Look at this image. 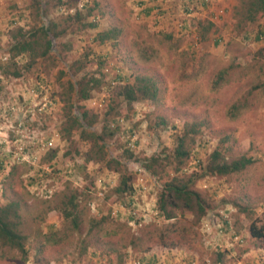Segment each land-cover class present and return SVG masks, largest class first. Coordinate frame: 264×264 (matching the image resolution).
<instances>
[{"label":"rangeland","instance_id":"rangeland-1","mask_svg":"<svg viewBox=\"0 0 264 264\" xmlns=\"http://www.w3.org/2000/svg\"><path fill=\"white\" fill-rule=\"evenodd\" d=\"M237 4L40 0L39 16L32 0H0V205L17 206L25 250L0 243V264H264V247L248 232L250 224L264 227V37L253 41L257 23L233 28ZM43 20L62 33L27 69L26 57L6 51L17 30ZM110 29V39L94 40ZM118 76L151 79L155 99L124 104ZM88 78L97 83L76 105L95 115L96 132L105 119L118 122L104 160L87 152L91 143L78 132L67 139L59 132L64 101L75 98L69 82ZM185 132L181 170L208 207L199 221L189 212L158 217L162 179L139 166L150 156L164 160ZM214 149L251 164L201 175ZM111 157L130 173L127 207L128 195L114 192L119 172L106 167ZM164 171L174 175L172 166Z\"/></svg>","mask_w":264,"mask_h":264},{"label":"trees","instance_id":"trees-1","mask_svg":"<svg viewBox=\"0 0 264 264\" xmlns=\"http://www.w3.org/2000/svg\"><path fill=\"white\" fill-rule=\"evenodd\" d=\"M35 4L36 14L41 16L40 0H32ZM264 19V0H238L237 6L234 7L232 12V25L233 28L241 30L251 24H256L257 32L253 38V41H259L264 37V27H261L260 20ZM61 31H56L54 22H47L43 20L38 27H30L29 30L22 32L17 30V35L12 38L11 45L6 51L7 54H11L12 57L23 55L29 62L24 65L25 68H29L31 64L39 58H44L53 49L54 40L61 34ZM113 30H108L102 33H98L94 40L102 42L110 39ZM2 72L5 73V70ZM14 77H18L19 72L13 71L9 73ZM220 77V76H219ZM221 79V77L219 78ZM93 81V80H92ZM90 78L84 83H78L77 81L69 82V91L75 95V98L71 101L70 95H67V99L63 105V120L60 123L59 132L62 139H67L72 131L78 132V138L80 140H88L91 143V147L87 151L88 153L96 156L99 160H104V148L105 139L113 135L117 126V119L108 121L105 119V125L102 126L100 132H96L93 128L95 115H90L89 112L82 107L77 106V101L86 100L89 97V90L94 88L96 81L92 83ZM127 78L118 76L116 82H120L119 90L116 94L126 105H131L138 99L154 100L157 93L155 83L146 77H134L132 82H127ZM122 82V84H121ZM92 83V85H88ZM80 85V86H79ZM113 122V127L108 128L106 122ZM110 123V124H111ZM162 122L155 123L154 127L161 126ZM163 125V124H162ZM129 133H131L129 131ZM187 132L182 133L181 136L176 137V144L173 151L166 158L150 156L140 160L139 166L146 172L152 175H157V179L162 183L157 193L155 200L154 211H156L158 217L164 219L174 218L175 215H182L183 212H189L193 215L194 219L199 221L200 218L206 213L208 207L204 197L197 191L190 188L192 176H183L184 171L181 170L184 162L189 156L188 143L186 142ZM132 137V133L129 134ZM191 142V138H188ZM131 140L130 145L133 144ZM132 142V144H131ZM87 155V153H86ZM53 156V154L51 155ZM131 157V152L127 151V158ZM89 160V158H86ZM164 161V162H163ZM107 168H113L114 171L119 172V181L114 188V192L123 197L124 194L128 195V203L123 201L121 204L128 206L131 202L130 196L134 193V188L130 184V173H128L123 163L116 158H108L105 160ZM251 164V159L244 156H240L236 159L227 161L221 156L220 150H213L206 160L204 166V172L201 175H227L230 173H237L243 170L246 166ZM165 165L172 166L173 176L168 177V174L164 171ZM179 172V175L176 174ZM181 172V173H180ZM197 176V175H196ZM71 203V200H69ZM65 217L69 216L68 212H64ZM131 217V216H130ZM18 215L17 206L15 203H9L0 205V243L11 248L17 249L22 254H25L23 247V236L17 230L18 227ZM131 219V218H130ZM75 223V222H73ZM248 232L251 238L261 243L264 247V227H255L250 224ZM219 255V254H218Z\"/></svg>","mask_w":264,"mask_h":264},{"label":"built area","instance_id":"built-area-1","mask_svg":"<svg viewBox=\"0 0 264 264\" xmlns=\"http://www.w3.org/2000/svg\"><path fill=\"white\" fill-rule=\"evenodd\" d=\"M22 158V157H21ZM22 159H24V158H22Z\"/></svg>","mask_w":264,"mask_h":264}]
</instances>
